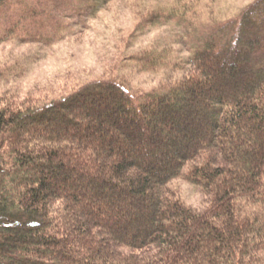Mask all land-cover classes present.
<instances>
[{"label":"trees","instance_id":"16d2710c","mask_svg":"<svg viewBox=\"0 0 264 264\" xmlns=\"http://www.w3.org/2000/svg\"><path fill=\"white\" fill-rule=\"evenodd\" d=\"M242 22L141 100L113 81L0 95V264H264V0Z\"/></svg>","mask_w":264,"mask_h":264},{"label":"rangeland","instance_id":"374dc122","mask_svg":"<svg viewBox=\"0 0 264 264\" xmlns=\"http://www.w3.org/2000/svg\"><path fill=\"white\" fill-rule=\"evenodd\" d=\"M254 1L7 0L0 7V95L47 103L113 81L141 100L179 81L204 40L246 41L242 15ZM169 188L201 207L200 192L181 178Z\"/></svg>","mask_w":264,"mask_h":264}]
</instances>
